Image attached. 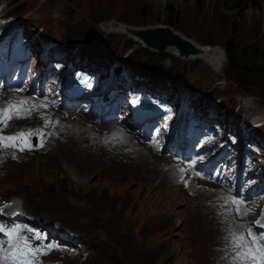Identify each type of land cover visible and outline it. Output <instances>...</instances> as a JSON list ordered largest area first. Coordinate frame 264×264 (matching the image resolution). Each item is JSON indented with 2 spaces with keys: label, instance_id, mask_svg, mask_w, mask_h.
Here are the masks:
<instances>
[{
  "label": "rangeland",
  "instance_id": "obj_1",
  "mask_svg": "<svg viewBox=\"0 0 264 264\" xmlns=\"http://www.w3.org/2000/svg\"><path fill=\"white\" fill-rule=\"evenodd\" d=\"M5 2L8 17L10 14L16 20H21L23 25L21 31L27 32L28 36L30 32L34 35L37 33L40 37L46 35L54 38L59 44H65L64 46L72 49L77 47L86 55L106 54L107 59H123L128 55L129 58L125 60L134 70L130 72L131 75H142L136 66L145 62L146 67L157 75L160 86H165L166 89L169 84L174 87V91L179 86V89L184 90L181 94L183 103H186V94L189 91L193 96H200L203 105L215 103L228 114L235 116L242 114L250 125L260 118L264 121V0H5ZM51 2L59 3L58 9L65 8L77 16L79 21L74 25V33L66 30L70 24V13L65 11L60 14L53 10L50 7ZM60 15L66 19L59 21ZM169 20L174 22L173 28L193 39V42L204 46L219 45L220 53L224 51L223 61L226 59L225 70L222 71L225 66L220 61L218 72H215V68L203 59L184 60L172 52L160 53L143 47L129 36H122L119 31L122 29L119 26L123 25L128 26V29L167 26ZM228 42H233L238 47L241 56L248 65L250 60V66L254 69L253 73L244 77L246 83H238L235 79L224 50ZM220 57L221 55L217 59ZM176 78H181L180 85ZM155 82L156 79H153L148 81L147 85H153ZM177 97L178 94H173L169 101L178 100ZM177 105L178 102L166 130L159 125V120L150 124L146 122L142 126L148 138L154 141L156 148L165 151L166 154L176 148L177 141L167 136L174 131L179 121ZM144 108L140 107V114ZM163 111L162 109L161 114ZM157 113L158 111L154 115ZM94 114L93 119L78 117V121L87 122V126H96L97 122L89 120H101L103 116L97 112ZM130 115L122 111L120 117L129 119ZM107 122L109 121L103 124ZM235 123H238V120H235ZM70 124L64 121L59 131L62 126ZM130 128L128 123L122 124L125 134L132 135L127 136L131 140L130 143L142 144L144 140L139 139L138 133L145 134L140 126L135 127L138 133ZM254 130L255 135L264 144V126L256 127ZM89 135L93 145L105 149L116 147L125 156L144 165L147 173L141 171L140 175L125 168L107 171L104 169L106 163L95 170L79 163L78 154L75 155L74 161L62 158L63 164L59 166H41L40 164L48 160L50 158L48 156L55 151L50 147L38 153L22 155L23 165L17 171L12 170L14 157L5 158V174L4 167L0 165L2 173L0 200L5 198L6 203L11 204L17 196L23 197L27 212L22 220L30 225L26 232L31 247L39 248L40 254L42 253L43 244L40 243V239L37 240L36 232L40 227L41 239L45 242L53 241L63 252L52 247L48 254L42 256V260L46 264H51L52 261L58 264L61 260L62 264H201L200 251L197 249L201 244L198 233L209 225L208 213L211 212L203 205L219 204L221 193L211 189L207 191L209 195L205 197L201 191L209 186L202 185L197 198H194L195 202L186 201L188 200L186 194L190 195L191 192L185 191L174 182V177L171 171L166 169L163 158L179 164L181 163L175 159H185L157 152L151 155V161L155 165L158 164V168H155V165H150L151 162L146 163L144 158H139L118 136L110 134L109 127L100 129L97 135L91 133ZM49 145L57 146L53 142ZM162 167L172 176V186H165L162 180L150 186H143L150 178L162 175ZM71 168L77 169L78 173ZM10 172L20 173L22 181L17 182V178L15 179L14 174ZM230 186L232 185L228 183V187ZM155 188L161 190H154ZM263 201L262 195L255 196L253 201L246 202V208L253 202L263 205ZM5 206V202L0 206L2 209L0 214L13 217ZM224 212L225 208L222 217ZM248 219L251 224L254 223L253 216L248 214ZM244 225L247 226V222H244ZM73 231L78 233L81 239ZM192 234L197 237L195 243ZM224 241L222 237L220 242ZM217 246L219 263L232 264L235 254L231 256L227 248L220 244ZM205 254L204 264H214L216 254L212 251ZM247 262L245 260L242 264Z\"/></svg>",
  "mask_w": 264,
  "mask_h": 264
},
{
  "label": "bare ground",
  "instance_id": "obj_2",
  "mask_svg": "<svg viewBox=\"0 0 264 264\" xmlns=\"http://www.w3.org/2000/svg\"><path fill=\"white\" fill-rule=\"evenodd\" d=\"M59 5L60 4L57 2H51L50 7L53 10L59 12L60 14H63L65 11H68L65 8L58 9ZM68 12L70 13V17H69L70 24L67 26L68 28L66 30L69 33H74L75 32L74 25L78 24L79 19L72 12H70V11H68ZM58 19H59V21H62L66 18H62L60 15ZM93 26L96 27V25H93ZM119 27L122 28V29H119V31L123 34L122 36H124V35L129 36L130 38L134 39L136 42L141 43V45L143 47L149 48L148 46L145 45L144 41L142 40V38L139 36L138 33L140 30H143L146 28H151L153 26L141 27V28L129 27V29H128V26H126V25L119 26ZM174 30L177 31L175 28H174ZM106 36L108 37L107 33H106ZM29 37L34 42L37 43V40H38L37 35H34L33 33H31ZM79 39L81 40V38H79ZM194 44L196 45L197 43L194 42ZM63 45H65V44H63ZM197 45L202 48V52L198 53V54H191L189 56H182V55H180L179 51H177V49L175 47L168 48L166 50V52H172L176 56H178L184 60H190V59H201L202 60L203 59L209 65H211L212 68H215V72H218L217 68H219L220 62H222L223 65L225 66L222 71L225 70V68L227 67L226 59H224V61H223L224 56L221 55L220 48L218 46H204L201 44H197ZM150 49L157 51L156 49H153V48H150ZM73 53L81 56V62H80L81 64L86 65V66H90V67H98V65H104V63L108 60L106 54H102L100 56L86 55V54L82 53L80 51V49L77 47H75L73 49ZM220 55H221V57L218 60L217 58ZM127 58H129L128 55L126 56V58L121 59L122 62L126 63L125 59H127ZM128 65L131 66L130 64H128ZM220 66H222V65H220ZM136 67H138V71L144 76V79L142 80L141 83L147 84L148 81L156 79V82L153 85L152 84L151 85L152 86H160L161 85L159 83L160 80L157 79V75L154 74V72H152L148 67H146L145 62H143L142 64L141 63L138 64ZM142 67H145V68H142ZM133 68H135V67L133 66ZM8 71L9 70H6V73H8ZM176 79L180 85L181 78H179V79L176 78ZM179 88H180V86H179ZM197 100H199V101H195V102L199 103L202 99H200V96H198ZM162 101H164V100H162ZM201 102H203V101H201ZM254 107H250V109H253ZM0 108H3L1 100H0ZM23 109L26 111L20 112L19 116H17L16 114H11V118L8 119L6 122L7 126H5L4 123H0V135L14 136L17 133L24 131L26 134L25 139L27 140V144L21 143V141L17 140L15 142L17 144L16 147H4L3 145L0 146V165H1V167L2 166L4 167V174H5V169H6L4 161H5V158L7 156H8V158L14 157L12 170L17 171L23 165L22 164V161H23L22 155H24L26 153H31V152H37L38 153L39 151H42V150L46 149L47 147H50L55 151L52 152L50 156H48V157H50L48 160H45V161H43V164H40L41 166H45V165H48V166H57L58 165L59 166V165L63 164L62 158H66L68 160L74 161L75 155L78 154L80 156L79 163L86 165V166H89V167H92V169H95V170L100 169L106 163V167L104 169L107 171H109L111 169L119 170V169L125 168V169L130 170L131 172H135V173H138L140 175H141V171L147 173V171H146L147 168L144 165H141V164H139L138 161L125 156L116 147H108L105 149V148H100L98 146H95L90 142L89 133H91V135H97L100 129L106 128V127H109L110 134H112L114 136H118V138L121 141H123L125 144H127L136 153V155L139 158H144L146 163L151 162L150 163L151 166L155 165L151 161V155L157 154L158 151H155L154 149H152V145L149 142H147V140L145 139L146 135H140L135 130V127H138V124H136L134 122H126V121H120V120H113L112 121V120H110L112 118L105 116L103 120H101L100 122H97L98 125L87 126L86 125L87 122L80 123L78 121V119H75V118L73 120H68L67 118L65 119L64 117H59V119L57 121H55L53 114L44 115L39 110H35V109H31V108L29 109L26 107H24ZM157 109L158 108L156 107V109L153 111V113L150 116H153L155 114V112L157 111ZM247 111H248V108H247ZM139 116H140V114L137 115L136 117H139ZM64 121H66L67 123H71V124L69 126H62L61 131L63 130V132H61V131H59V127ZM105 121H109V122H107L106 124H103ZM256 121L257 122L262 121V118H260ZM125 123H128L130 125L131 130L136 131L138 133L139 139L144 140L142 144H139V143L131 144L130 143L131 140L127 136L131 137L132 135L131 134L126 135L122 129V124H125ZM233 124L235 125V129L238 131L239 127L237 126L235 121H233ZM29 132H31V135H28ZM59 133H61L60 136H59ZM34 135L39 136V139H38V142L36 145H32L30 143V138ZM57 137H59V138L56 139ZM52 142L54 145L57 144V146L49 145ZM231 145H232V142L224 144L222 151H224L226 148L230 147ZM21 148H23V150H21ZM224 153L225 152H223V155H224ZM163 160L166 163V165L163 163L166 166V169L171 171V173L174 177V180H175L174 182L178 186L182 187L185 191L191 192L190 195L186 194V197L188 198V200H186V201H190V200L194 201V198H197V194H198L199 190L201 189L202 185L209 186V188L206 187V189L201 191L205 195V197H206V195H209V194H207V191H210L211 189H212V191L214 190V191L220 192L222 195V198H221V201L219 202V204L215 205L212 203V204H209L208 206L203 205L204 208L211 210V212L208 213V211H207V213L210 215V218L208 219L209 225H206L198 233V237L200 239L199 241H201V244L197 246V249L200 251L201 264H204V262H205V256H206L205 252L210 253L211 251L216 254V257L214 259V264H220L219 263V257L217 256V253H218L217 244H220L221 246H224L225 248H227L230 251L231 256L233 254H235V252L232 248V245L230 243V239H229V237H230L229 230L230 229L232 231H235L237 234L243 233V232H245V227H243V226H245L244 222H247V225H253V231L254 232H261L262 231L261 228L255 226V222L257 221L258 218L256 219L254 217V219H253L254 223L251 224L249 219H248V215L237 214V212L235 210L236 206L233 205L230 202V200H231V198H235L237 201H242L241 198H243V197L236 198V194L241 195V193L238 191V189L236 187H233V186L228 187V183L222 178L221 174L214 175V174L210 173L209 171H206L205 169L197 168V166L195 164H188L185 160L175 159L183 165L182 166L178 162H172V164L175 166L177 165L180 168L182 166L181 172L178 175H175L173 168L171 166H169V163L171 161L165 160L164 158H163ZM159 164L162 165L161 162ZM155 166H156L155 168H158V164ZM71 170L74 171L76 174L78 173L77 169L71 168ZM168 170L166 171L165 168L162 167V172L161 171L160 172L163 174L162 175H156L155 177L150 178L149 181L147 180L148 182L145 181V184L143 186H150V185H153L154 182H157V181L159 182L161 180L165 183V186H172V180H171L172 176L169 174ZM10 173L12 175L14 174L15 179L17 178V182H19L20 180L22 181L23 177H20V173H16V172H10ZM1 179H2V173H1V168H0V180ZM127 181H129V180H127ZM211 187H216V188H211ZM159 188H155L154 190H161ZM213 195H214V193H213ZM262 197H264V195H262ZM11 200H13V198ZM14 201H15L14 204L12 206H7V209H12V208L21 209V208H23L24 213L22 215L18 216V218L22 219L23 215H25V213L27 212V210L24 206V203H23V197L17 196V198ZM214 201L217 202V200H214ZM4 202H5V198H2L0 200V206H2ZM246 205H247V203H245V202L240 204L241 211H243L246 208ZM82 206H84V205H82ZM224 208H225L224 217H222V211L224 210ZM0 218L8 219L9 217H7L4 214H0ZM10 218H12V217H10ZM222 218H225V220L223 221ZM118 221H120V219ZM12 222H13V228L12 229H18L19 235L27 238L29 241V237H28L26 230H22L20 227L16 226V222L14 220H12ZM214 224L216 225V227ZM124 225H126V223ZM220 227H221V229H220ZM113 228H115V227H113ZM105 230L107 232H109L107 229H105ZM126 232H128V230H126ZM221 233H222V235H221ZM113 235H114V233H113ZM222 237L225 240L223 243L220 242L222 240ZM192 239H193V243L197 242V237L195 234H192ZM0 241L5 242L3 245L5 248L10 247V245L7 243V238L5 235L0 234ZM13 242L16 244V247L12 248V252L7 254L8 258L0 261V264H24L25 260H32L34 262V264H38V261L42 260V256L49 253V251H46V253H45V246L50 245V243L43 244L42 253L39 256H36L35 258H30L29 255H23L22 256L21 253L22 252L26 253L27 248L25 247V245L22 242L17 243V241L15 240V237H13ZM0 255H4V254H0ZM61 262H62V260L58 264H60ZM249 262L250 261H248L246 264H248ZM51 264H55V263L52 261Z\"/></svg>",
  "mask_w": 264,
  "mask_h": 264
},
{
  "label": "snow or ice",
  "instance_id": "obj_3",
  "mask_svg": "<svg viewBox=\"0 0 264 264\" xmlns=\"http://www.w3.org/2000/svg\"><path fill=\"white\" fill-rule=\"evenodd\" d=\"M26 101L21 100L19 104L9 102L7 107L0 108V123H4L7 126V120L11 118V114L9 113V109L12 110V114L20 115V112L26 111L21 106L25 104ZM25 132L21 131L14 136H3L0 135V144L4 147H16L15 143L17 140L21 141V143L27 144V140L25 139ZM31 135V132L28 133ZM23 150V148H21ZM230 202L236 206L235 210L237 214L240 215H248L252 209L245 208L243 211L240 209V204L242 201H237L235 198H231ZM7 207V205L5 206ZM2 211V209H0ZM255 226L264 229V211L261 212L260 217L255 222ZM245 227V232L237 234L235 231L229 230L230 232V243L235 252L234 257L232 258V264H242L243 261H250L251 264H264V231L254 232L253 225L243 226ZM0 234H3L9 239L7 243L10 245L9 248H5L4 241H0V261L8 258V253L12 252V248L16 247V244L13 242V237L17 243L22 242L27 248V252H22L21 255H30L35 257L40 254L41 250L39 248H33L29 244L27 238L19 235L18 229H7L6 226L0 225ZM53 246L47 245L45 246L46 251L51 250ZM24 264H34L32 260H25Z\"/></svg>",
  "mask_w": 264,
  "mask_h": 264
},
{
  "label": "water",
  "instance_id": "obj_4",
  "mask_svg": "<svg viewBox=\"0 0 264 264\" xmlns=\"http://www.w3.org/2000/svg\"><path fill=\"white\" fill-rule=\"evenodd\" d=\"M138 34L146 46L156 49L160 53L166 52V50L170 47H175L182 56H189L191 54H198L202 52V48L197 44L195 45L193 39L175 31L171 25H158L146 28L140 30ZM222 52L223 53L221 55L224 56V51Z\"/></svg>",
  "mask_w": 264,
  "mask_h": 264
},
{
  "label": "trees",
  "instance_id": "obj_5",
  "mask_svg": "<svg viewBox=\"0 0 264 264\" xmlns=\"http://www.w3.org/2000/svg\"><path fill=\"white\" fill-rule=\"evenodd\" d=\"M173 13V11H171ZM167 20V19H166ZM167 23L173 26L174 22L167 21ZM225 51L229 59V65L233 69L235 79L238 83H246L244 77L254 72V69L245 61V58L241 56L238 47L233 42H228L225 45Z\"/></svg>",
  "mask_w": 264,
  "mask_h": 264
}]
</instances>
